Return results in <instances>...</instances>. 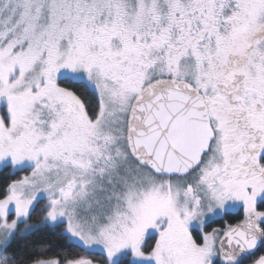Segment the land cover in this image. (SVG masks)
Here are the masks:
<instances>
[{
  "label": "snow or ice",
  "instance_id": "1",
  "mask_svg": "<svg viewBox=\"0 0 264 264\" xmlns=\"http://www.w3.org/2000/svg\"><path fill=\"white\" fill-rule=\"evenodd\" d=\"M0 264H264V0H0Z\"/></svg>",
  "mask_w": 264,
  "mask_h": 264
},
{
  "label": "trees",
  "instance_id": "2",
  "mask_svg": "<svg viewBox=\"0 0 264 264\" xmlns=\"http://www.w3.org/2000/svg\"><path fill=\"white\" fill-rule=\"evenodd\" d=\"M3 181V176H0V182H2Z\"/></svg>",
  "mask_w": 264,
  "mask_h": 264
}]
</instances>
